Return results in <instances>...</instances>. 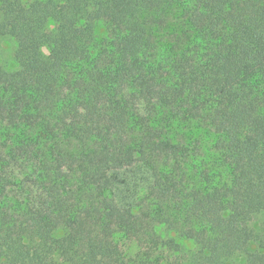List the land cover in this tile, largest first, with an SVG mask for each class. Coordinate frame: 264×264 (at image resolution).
Returning <instances> with one entry per match:
<instances>
[{
    "label": "trees",
    "instance_id": "1",
    "mask_svg": "<svg viewBox=\"0 0 264 264\" xmlns=\"http://www.w3.org/2000/svg\"><path fill=\"white\" fill-rule=\"evenodd\" d=\"M4 39L0 264H264V0H0Z\"/></svg>",
    "mask_w": 264,
    "mask_h": 264
},
{
    "label": "rangeland",
    "instance_id": "2",
    "mask_svg": "<svg viewBox=\"0 0 264 264\" xmlns=\"http://www.w3.org/2000/svg\"><path fill=\"white\" fill-rule=\"evenodd\" d=\"M22 3H30L33 1H43V0H20ZM15 49L14 43L10 39H4L0 42V67L6 69L7 71L15 70L16 66L13 61V52ZM129 178V177H128ZM114 199L117 203L123 201L121 194L114 195ZM249 228L258 235L259 240L262 237V232L264 231V212L258 213L251 218L248 222ZM135 247H131L128 251L130 255L134 254Z\"/></svg>",
    "mask_w": 264,
    "mask_h": 264
}]
</instances>
